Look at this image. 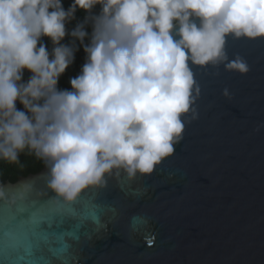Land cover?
Masks as SVG:
<instances>
[{"label": "clouds", "instance_id": "1", "mask_svg": "<svg viewBox=\"0 0 264 264\" xmlns=\"http://www.w3.org/2000/svg\"><path fill=\"white\" fill-rule=\"evenodd\" d=\"M78 8L85 20L66 32ZM66 35L70 45L61 43ZM43 36L52 59L37 47ZM228 38H264V0H73L67 10L62 0H0V160L22 167L27 150L44 161L48 187L66 202L106 186L114 170L129 181L150 174L198 118L193 66L250 71L243 57H229ZM77 40L86 63L70 79L72 91L58 90ZM222 94L230 97L229 89Z\"/></svg>", "mask_w": 264, "mask_h": 264}, {"label": "water", "instance_id": "2", "mask_svg": "<svg viewBox=\"0 0 264 264\" xmlns=\"http://www.w3.org/2000/svg\"><path fill=\"white\" fill-rule=\"evenodd\" d=\"M226 50L250 71L193 66L198 118L150 174L114 170L72 202L48 187L46 165L1 181L0 264H264V38Z\"/></svg>", "mask_w": 264, "mask_h": 264}, {"label": "trees", "instance_id": "3", "mask_svg": "<svg viewBox=\"0 0 264 264\" xmlns=\"http://www.w3.org/2000/svg\"><path fill=\"white\" fill-rule=\"evenodd\" d=\"M72 3L73 0H62V5L65 10H67ZM100 10L101 5L98 4L92 11L94 14H99ZM85 16V11L78 8L75 13V19L71 20L70 22H66V32H70L71 30L75 29L77 24L82 23L85 20ZM85 31L88 33V36L85 37L84 44H88L89 37L92 33V26L90 23L85 26ZM72 40L73 38L71 36L66 35L61 41V43L65 45H70ZM41 43L46 47V50L49 51V58L52 59L51 53L53 49V44L51 39L47 36H43L41 37L37 47H39ZM76 45L78 50L74 53L73 62L66 68L64 73L58 79V90L66 89L72 91L70 79L77 77L81 73L83 65L86 63V53L84 51V47L80 44L78 40L76 41ZM31 75L32 73L28 69H24L22 82H27ZM16 108L21 111L24 110L23 105L18 100L16 101ZM19 160L23 165L22 167L20 164H9L6 161L0 160V182H6L7 180L15 182L20 176H27L30 173L39 172L45 165L44 161L36 158L32 154H28L27 150L19 154Z\"/></svg>", "mask_w": 264, "mask_h": 264}, {"label": "snow or ice", "instance_id": "4", "mask_svg": "<svg viewBox=\"0 0 264 264\" xmlns=\"http://www.w3.org/2000/svg\"><path fill=\"white\" fill-rule=\"evenodd\" d=\"M57 215L58 214L56 212H54V211H48V212L44 213V215H43V217L41 219L44 220V221L54 220V219H56ZM39 226L43 227L42 224H40ZM33 264H37V262H33Z\"/></svg>", "mask_w": 264, "mask_h": 264}]
</instances>
